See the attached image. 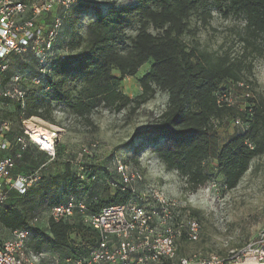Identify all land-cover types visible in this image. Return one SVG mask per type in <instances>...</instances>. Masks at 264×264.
Returning <instances> with one entry per match:
<instances>
[{
    "label": "trees",
    "instance_id": "obj_1",
    "mask_svg": "<svg viewBox=\"0 0 264 264\" xmlns=\"http://www.w3.org/2000/svg\"><path fill=\"white\" fill-rule=\"evenodd\" d=\"M213 8L225 17L234 15L246 21L244 33H240L247 51L243 56L233 58L228 52L222 55L210 53L197 46L191 47L183 40L185 34L194 33L192 16L198 14L207 25L213 18ZM90 9L98 14L89 23L84 36L75 26L83 11ZM134 22L138 24V30L135 35H130L128 30ZM67 25L73 30L70 40H66L63 33ZM65 48L69 50V53L65 51L66 58L53 63L52 75L46 77L42 85L23 82L27 92L24 107L19 101L3 100V119L12 123L9 133L12 149L8 153L13 155L18 148L14 136L22 133L24 120L32 117L52 120L53 102L64 104L80 116L99 105L116 111L125 109L132 99L120 91L117 84L127 76L134 77L140 68L152 62L149 71L139 80L142 88L139 103L148 102L161 90L168 93V107L153 126L141 133L148 134L146 143L154 146L158 159L168 170L177 171L185 180L187 190L193 193L209 180L205 162L211 156L213 117L225 111H236L235 106L218 104L217 93L226 91L221 85L226 80L238 83L245 79L246 70L251 68L245 62L248 53L254 58H264V0H133V3L114 6L105 13L100 6L92 7L89 2L78 0L65 13L64 27L54 44L55 50ZM11 75L7 73L5 78ZM69 82L74 83L73 87L66 88ZM7 106L12 108L7 110ZM236 117L248 122L249 128L227 139L216 157L228 189L235 188L251 161L264 154L263 107L256 105L252 97L248 98L247 105L243 111H237ZM30 148L49 158L46 152L30 144L23 152L22 163ZM85 157L89 162L84 171L79 170V164L73 160H66L63 172L50 177L43 176L45 166L32 170L24 165L23 170H19L17 165L15 171L30 174L40 170L39 181L44 183L42 190H45L43 198L49 187L66 181L64 189L67 191L57 195L47 211L67 203L73 196L85 198L89 212L93 213L127 203L131 194L119 187L116 173L117 179L109 182L104 190L94 187L99 175L91 164L97 156L93 159ZM31 187L25 193L16 189L8 192L0 210V225L12 230H29L28 245L35 252L58 253L62 259L87 258L100 240L97 231L85 224L80 215L72 219L74 223L50 220L45 226L31 224L29 216L21 212L22 202L33 194Z\"/></svg>",
    "mask_w": 264,
    "mask_h": 264
},
{
    "label": "rangeland",
    "instance_id": "obj_2",
    "mask_svg": "<svg viewBox=\"0 0 264 264\" xmlns=\"http://www.w3.org/2000/svg\"><path fill=\"white\" fill-rule=\"evenodd\" d=\"M85 2H89L92 7L100 6L105 13L114 6L133 3V0H85ZM59 11L63 13L62 10ZM59 11H54L53 14ZM97 14L93 9L83 11L75 29L85 36L89 23L97 18ZM212 14L213 18L207 25L203 24L198 14H194L191 18V30L194 33L185 34L183 40L191 47L197 46L200 50L210 53L222 55L228 52L233 58L243 56L247 51L240 39V33H244L246 21L234 15L225 17L217 8H213ZM47 17L44 16L46 23L50 20ZM71 17L74 18L75 14H71ZM137 30L138 24L134 22L128 34L135 35ZM151 31L156 33L152 28ZM72 32L68 25L65 26L63 33L66 40H70ZM64 51L69 53L66 48ZM245 62L251 68L246 70L245 79L241 82L248 85L247 91L251 93L255 104L264 109V58H254L248 53ZM151 63L148 62L140 68L134 77L127 76L117 84V88L132 99V102L121 111L99 105L93 107L86 115L80 116L72 113L64 104L53 102L52 120L38 117L31 119V122L38 126L55 127L59 130V155L51 159L37 149L30 148L24 163L32 170L45 166L42 172L46 177L61 174L66 160L77 162L79 164L77 168L84 171L89 160L82 155V149L96 143L97 157L91 164L99 175V181L94 185L96 189L104 190L109 182L117 179L113 159H122L130 168L142 172L146 184H155L170 197L184 202L200 220L203 227L200 239L196 242L181 240L178 257L194 254L224 255L229 250L240 247L244 241L255 236L258 230L264 227V154L251 161L248 171L233 189L225 187L217 167L216 157L223 144L242 130L234 124V119L237 111H243L247 105L246 89L229 80L221 85V88L232 92L236 100V111H225L220 116L213 117L211 156L205 162L209 180L192 193L187 190L185 180L179 177L177 171L168 170L154 153V146L146 143L148 134L141 133L153 126L168 107V93L161 90H158L155 97L148 102L139 103L142 94L139 80L149 71ZM33 65V62L27 61L24 57H13L10 73L24 72ZM115 74L119 76V72L116 71ZM73 84L67 83L66 88L73 87ZM6 108L9 110L12 107ZM14 123L19 128V123L17 121ZM43 187L44 183L37 181L31 187L33 194L21 204V212L27 214L30 220L38 218L39 221L35 224L40 226L47 225L46 211L53 204L54 198L67 191L64 189L66 181H60L56 186L49 187L47 196L43 198L42 194L45 193ZM70 222L74 223V220Z\"/></svg>",
    "mask_w": 264,
    "mask_h": 264
},
{
    "label": "built area",
    "instance_id": "obj_3",
    "mask_svg": "<svg viewBox=\"0 0 264 264\" xmlns=\"http://www.w3.org/2000/svg\"><path fill=\"white\" fill-rule=\"evenodd\" d=\"M77 2L0 0V210L11 189L25 193L41 178L40 170L30 174L15 171L28 145H36L55 159L59 143L57 128L38 126L31 122L36 119L32 117L23 121L22 133L14 136L18 148L13 155L9 154L13 141L9 138L12 123L3 119V100L19 101L24 107L27 92L23 82L42 85L46 77L52 75L53 63L66 58V52L55 50L54 44L64 27L65 13ZM54 11L59 13L53 14ZM45 15L50 16L48 23L44 21ZM16 56L34 65L6 79L11 59ZM237 85L246 89V98H251L247 84L238 82ZM217 102L229 107L236 104L232 92L227 90L217 93ZM234 124L241 129L249 128V123L240 117L234 119ZM97 147L96 143H91L81 153L93 159ZM113 163L119 187L131 194L127 203L93 213L89 212L85 198L73 196L67 203L46 211L47 224L50 220L70 221L80 215L85 224L97 231L100 240L87 258L62 259L48 252H35L28 245L29 230L15 229L11 230L10 238H0V264H264V227L224 255L178 257L181 240L196 242L200 239L203 229L200 220L187 204L170 197L155 184H146L142 172L130 168L119 158ZM38 221L35 218L30 223Z\"/></svg>",
    "mask_w": 264,
    "mask_h": 264
},
{
    "label": "crops",
    "instance_id": "obj_4",
    "mask_svg": "<svg viewBox=\"0 0 264 264\" xmlns=\"http://www.w3.org/2000/svg\"><path fill=\"white\" fill-rule=\"evenodd\" d=\"M17 165H18L17 169L19 168V170H23L22 167L25 165V163L24 162L22 163L20 161ZM11 230L12 229L7 228V227H5L3 225H0V238H2V239L10 238L11 237Z\"/></svg>",
    "mask_w": 264,
    "mask_h": 264
}]
</instances>
